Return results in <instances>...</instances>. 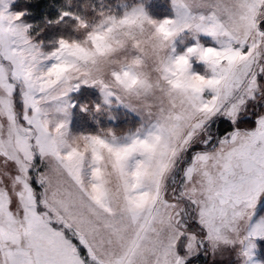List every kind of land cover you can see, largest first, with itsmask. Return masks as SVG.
I'll list each match as a JSON object with an SVG mask.
<instances>
[{
	"label": "snow or ice",
	"instance_id": "1",
	"mask_svg": "<svg viewBox=\"0 0 264 264\" xmlns=\"http://www.w3.org/2000/svg\"><path fill=\"white\" fill-rule=\"evenodd\" d=\"M173 6L163 37L190 29L212 42L179 55L171 42L163 94L144 109L78 74L113 48L118 25L147 18L142 7L101 12L91 26L65 10L61 18L86 24L89 46L61 37L52 51L22 11L0 8V264H189L205 246L237 242L253 255L264 236V0ZM111 75L126 89L153 87L131 65ZM80 84L100 86L143 122L124 138L86 135L81 151L68 120Z\"/></svg>",
	"mask_w": 264,
	"mask_h": 264
},
{
	"label": "rangeland",
	"instance_id": "2",
	"mask_svg": "<svg viewBox=\"0 0 264 264\" xmlns=\"http://www.w3.org/2000/svg\"><path fill=\"white\" fill-rule=\"evenodd\" d=\"M16 1L0 0V8L6 7L7 11L17 12L19 10L15 9ZM138 6L142 7L148 16L159 20L175 16L173 0H83L81 5L78 1L71 2L69 4V11L88 20L89 26H91L98 22L101 12L120 16ZM22 12L24 15L21 19L24 23L29 24L26 21L25 12ZM64 21L68 26L73 25L74 31H71L73 33H70L71 37L68 39H84L87 29H78V20L75 16L65 15ZM198 41L207 45L212 42V38L204 33L193 34L190 29L182 30L173 38L171 45L174 48L173 55L184 53L188 47ZM53 46L57 47L58 43L51 46L42 43V48L45 51H52L55 48ZM190 61L192 71L205 72L207 65L204 61L196 57H191ZM51 62L48 61V63ZM112 100L113 103L111 104L104 100V93L98 85L80 84L79 88L73 89L69 93V133L99 134L111 127L118 137L124 138L127 133L134 131L140 126L144 117L141 116L139 111L134 110L127 104L115 102V97ZM84 104L88 105L87 109L82 107ZM97 105H100L98 110ZM260 215L258 212L257 217ZM263 238L264 236L253 238L255 247L253 248V255L251 257L243 254L242 248L245 245L237 242L232 245L221 246L215 252L205 246L198 255L191 258L189 264H263L259 261L260 258L256 252L257 241Z\"/></svg>",
	"mask_w": 264,
	"mask_h": 264
},
{
	"label": "clouds",
	"instance_id": "3",
	"mask_svg": "<svg viewBox=\"0 0 264 264\" xmlns=\"http://www.w3.org/2000/svg\"><path fill=\"white\" fill-rule=\"evenodd\" d=\"M184 2L191 7H196L203 0H184ZM160 21L147 15L145 20L135 26L118 25L113 48L106 54L97 55L94 62L82 66L78 74L89 79L104 80L112 87L119 89L120 94L138 109H144L153 104L155 97L162 95L165 89L162 67L174 38L171 36L165 38L158 31ZM77 27L80 30H85L86 24L78 23ZM72 40L89 46L87 31L84 39ZM137 50L141 54L139 58L135 55ZM125 65L133 66L141 81L150 82L153 86L151 91L146 92L143 87L126 89L112 77L111 74L114 70H122ZM82 107L87 109L88 105L84 104ZM103 131L108 134H116L111 127ZM86 135L89 134L69 133V139L75 147L84 151L89 147L85 141Z\"/></svg>",
	"mask_w": 264,
	"mask_h": 264
},
{
	"label": "trees",
	"instance_id": "4",
	"mask_svg": "<svg viewBox=\"0 0 264 264\" xmlns=\"http://www.w3.org/2000/svg\"><path fill=\"white\" fill-rule=\"evenodd\" d=\"M83 0H17L15 9L25 12L26 21L31 25V34L36 40L49 46L58 43L61 37L70 38L73 25H67L62 13L69 11L71 2ZM55 47V46H53ZM50 49V47H48ZM259 214L264 215V203L259 208ZM258 256L264 264V238L258 243Z\"/></svg>",
	"mask_w": 264,
	"mask_h": 264
},
{
	"label": "crops",
	"instance_id": "5",
	"mask_svg": "<svg viewBox=\"0 0 264 264\" xmlns=\"http://www.w3.org/2000/svg\"><path fill=\"white\" fill-rule=\"evenodd\" d=\"M262 204H263V203H262ZM262 204H261V205H262ZM261 205L258 207V211H259V208L261 207ZM257 213H258V212H257ZM260 240H262V239H260ZM260 240L257 241V247H256V252H257V253H258V243H259ZM259 261H261V262L263 263V261H262L261 259H260Z\"/></svg>",
	"mask_w": 264,
	"mask_h": 264
}]
</instances>
